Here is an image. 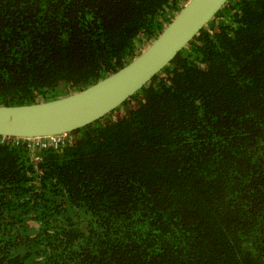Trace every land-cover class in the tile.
Here are the masks:
<instances>
[{"label": "trees", "instance_id": "trees-1", "mask_svg": "<svg viewBox=\"0 0 264 264\" xmlns=\"http://www.w3.org/2000/svg\"><path fill=\"white\" fill-rule=\"evenodd\" d=\"M189 1L0 0V106L116 73ZM0 264H264V0L58 148L0 137Z\"/></svg>", "mask_w": 264, "mask_h": 264}, {"label": "water", "instance_id": "water-1", "mask_svg": "<svg viewBox=\"0 0 264 264\" xmlns=\"http://www.w3.org/2000/svg\"><path fill=\"white\" fill-rule=\"evenodd\" d=\"M228 1L190 0L145 51L82 91L52 101L0 106V137L67 136L111 114L159 75Z\"/></svg>", "mask_w": 264, "mask_h": 264}, {"label": "built area", "instance_id": "built-area-1", "mask_svg": "<svg viewBox=\"0 0 264 264\" xmlns=\"http://www.w3.org/2000/svg\"><path fill=\"white\" fill-rule=\"evenodd\" d=\"M62 138H64V136H53L48 138L36 139L34 140V142L36 143V145H41L44 148L48 146L58 148L62 143Z\"/></svg>", "mask_w": 264, "mask_h": 264}]
</instances>
